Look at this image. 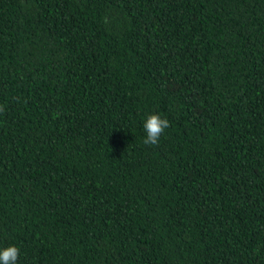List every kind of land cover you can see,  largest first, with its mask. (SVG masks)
Listing matches in <instances>:
<instances>
[{
	"label": "trees",
	"instance_id": "1",
	"mask_svg": "<svg viewBox=\"0 0 264 264\" xmlns=\"http://www.w3.org/2000/svg\"><path fill=\"white\" fill-rule=\"evenodd\" d=\"M10 245L17 264H264V0H0Z\"/></svg>",
	"mask_w": 264,
	"mask_h": 264
},
{
	"label": "clouds",
	"instance_id": "2",
	"mask_svg": "<svg viewBox=\"0 0 264 264\" xmlns=\"http://www.w3.org/2000/svg\"><path fill=\"white\" fill-rule=\"evenodd\" d=\"M170 121L161 118L156 113L147 114L143 121V129L146 136L143 140L145 145H158L161 136L169 128ZM20 250L15 246L0 248V264H17Z\"/></svg>",
	"mask_w": 264,
	"mask_h": 264
}]
</instances>
